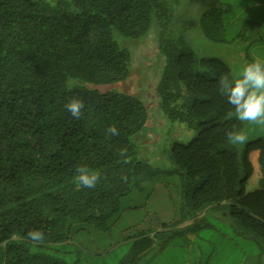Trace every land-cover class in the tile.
Instances as JSON below:
<instances>
[{
    "label": "trees",
    "instance_id": "trees-1",
    "mask_svg": "<svg viewBox=\"0 0 264 264\" xmlns=\"http://www.w3.org/2000/svg\"><path fill=\"white\" fill-rule=\"evenodd\" d=\"M225 9L206 12L204 35L226 42ZM169 0H0V264H65L49 251L65 243L70 221L106 231L123 197L139 191L158 169L138 159L132 138L148 122L143 102L126 94L67 88L69 79L96 86L126 80L131 53L114 39L144 37L155 19L171 21ZM259 26L245 22L243 31ZM165 60L157 85L159 106L170 122L195 132L173 141L168 157L184 176L181 220L214 208L225 211L242 235L264 250V139L241 151L225 133L243 122L227 117L233 107L218 79L231 69L219 58H199L186 38L161 35ZM86 105L77 120L64 109L71 98ZM115 126L119 135L110 136ZM127 149L125 158L118 155ZM86 165L101 179L85 188L75 168ZM127 177L126 180L123 177ZM250 185L254 188L249 191ZM176 223L154 235L165 244ZM44 239L34 244L30 230ZM142 232L119 264H135L154 239Z\"/></svg>",
    "mask_w": 264,
    "mask_h": 264
},
{
    "label": "rangeland",
    "instance_id": "rangeland-1",
    "mask_svg": "<svg viewBox=\"0 0 264 264\" xmlns=\"http://www.w3.org/2000/svg\"><path fill=\"white\" fill-rule=\"evenodd\" d=\"M54 3L55 0H46ZM172 17L166 25L153 20L150 31L142 38L128 39L116 30L114 39L118 45L131 53L130 74L122 82L111 85H93L81 80L69 79L67 88L83 87L101 93L126 94L143 102L148 111L145 128L132 138L138 149V159L158 169V174L143 185V192L132 191L120 202V209L109 221L106 231H99L83 222L70 221L67 241L52 246L48 253L62 259L65 264H119L130 252L124 241L142 232L161 229L162 224L170 225L181 218L182 182L178 170L168 157L173 141L189 143L195 132L186 124L170 122L159 106L156 93L162 76L165 60L159 50L161 35L173 38L184 37L199 58H219L237 78L243 67L255 62L254 51L247 48L253 39L249 30L236 38L246 18L264 12V0H169ZM225 9L226 34L224 43L207 38L201 29V19L209 10ZM253 23V22H251ZM247 136L244 144L235 145L241 151L249 142L264 139V126L243 122ZM155 132V133H154ZM160 138L151 140V135ZM161 183L157 186V183ZM157 190H156V189ZM148 201L149 194L154 192ZM254 188L250 185L249 191ZM215 228L202 229L201 235L213 236L218 241V252L212 264H240L242 251L259 253L262 249L246 242L236 234L235 229L221 220L212 223ZM218 232V235L217 233ZM225 235L239 243L241 250L222 242ZM206 261L204 260V263Z\"/></svg>",
    "mask_w": 264,
    "mask_h": 264
},
{
    "label": "crops",
    "instance_id": "crops-1",
    "mask_svg": "<svg viewBox=\"0 0 264 264\" xmlns=\"http://www.w3.org/2000/svg\"><path fill=\"white\" fill-rule=\"evenodd\" d=\"M246 21L258 25L260 35L263 37V40H259V32L257 30L252 31L253 39L249 40L247 48L254 51L255 62L257 60L264 62V12L258 13L257 15L253 14L247 17ZM154 133L151 135V140L160 138ZM177 172L184 182L183 174L180 171ZM160 184L161 183L158 182L157 186H160ZM155 189L153 193L149 194L148 201L151 196L155 194L157 190ZM139 191L142 193L143 188ZM180 200L182 204V195H180ZM218 220L230 224L235 229L237 235L248 242V244L253 243L260 249L261 245L256 240L241 234L234 221H232L225 211L209 208L192 219H175L173 223H176V226L165 230L168 233L170 231L172 232V237L166 244L154 237V235L163 231L162 226L166 224H162L159 230L150 231L149 237L154 239V244L149 250L142 252V254L138 256L135 264H212V260L218 252L219 240L213 238V236L201 235L200 231L206 228H215L212 223ZM216 233L218 235V232ZM138 236L139 234L123 242L129 246V250H131L134 242L138 240ZM220 237L222 238V242L224 240L225 244H230L232 247L241 250L239 243L235 242L233 239L221 234ZM261 249L262 252L257 254L242 251L243 257L240 264H264V250L262 247ZM204 260L206 261L205 263Z\"/></svg>",
    "mask_w": 264,
    "mask_h": 264
},
{
    "label": "clouds",
    "instance_id": "clouds-1",
    "mask_svg": "<svg viewBox=\"0 0 264 264\" xmlns=\"http://www.w3.org/2000/svg\"><path fill=\"white\" fill-rule=\"evenodd\" d=\"M217 83L221 96L225 97L234 109L227 113V117L234 116L240 122L264 126V62L257 60L246 64L238 78L234 74L231 78L230 74L221 75ZM85 107L84 101L76 97L64 104V109L77 120L83 116ZM107 133L110 136L119 135V130L115 126H110ZM225 135L227 142L233 146L247 141L244 131L235 126ZM118 155L124 157L127 163V149H120ZM75 172L78 183L85 188H95L101 179L99 174L93 173L86 165L77 166ZM123 179L126 180L127 177ZM27 239L34 244H39L44 239V234L40 230H30Z\"/></svg>",
    "mask_w": 264,
    "mask_h": 264
}]
</instances>
